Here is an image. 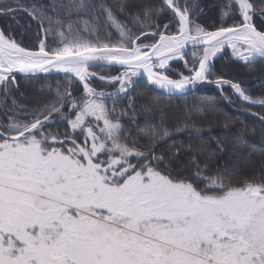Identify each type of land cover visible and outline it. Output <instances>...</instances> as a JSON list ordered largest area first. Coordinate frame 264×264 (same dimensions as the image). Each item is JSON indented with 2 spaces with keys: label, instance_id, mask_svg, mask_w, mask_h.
<instances>
[{
  "label": "snow or ice",
  "instance_id": "snow-or-ice-1",
  "mask_svg": "<svg viewBox=\"0 0 264 264\" xmlns=\"http://www.w3.org/2000/svg\"><path fill=\"white\" fill-rule=\"evenodd\" d=\"M97 7L116 28L117 42L101 40ZM119 8L128 11L127 5ZM21 9L43 38L29 50L0 29V103L19 88L17 74L28 81L63 74L55 77L63 84L55 100L31 110L14 98L11 108L4 105L0 264H264V179L200 180L195 157L182 162L178 151H156L180 125H153L143 146L130 144L121 123L125 113L114 116L115 107L109 110L105 103L106 96L123 98L132 107L133 78L146 75L148 85L169 97L209 84L229 102L228 90L245 108L264 110V96L253 97L215 65L226 49L248 67L264 64V3L164 0L159 11L169 14L168 23L139 31L93 0L54 5L0 0V16L15 18ZM213 9L218 26L210 31L197 18ZM173 61H183L188 74L170 78ZM97 67L116 74H99ZM96 79L118 85L115 93L97 91ZM75 82L82 85L80 99ZM56 118L66 121L63 133L52 130Z\"/></svg>",
  "mask_w": 264,
  "mask_h": 264
},
{
  "label": "trees",
  "instance_id": "trees-1",
  "mask_svg": "<svg viewBox=\"0 0 264 264\" xmlns=\"http://www.w3.org/2000/svg\"><path fill=\"white\" fill-rule=\"evenodd\" d=\"M10 3H41L54 5L58 0H7ZM164 0H93L96 5H108L112 8L117 20L133 31L141 28L147 29L156 24L168 23V13L159 9ZM193 2V0H189ZM214 0H199L201 6L213 3ZM257 4L264 0H255ZM127 5L128 11H120L119 5ZM148 6H151L150 8ZM150 16H145V10ZM259 12V8L256 9ZM24 9L15 18L0 16V28L10 34L21 44L30 50L38 47L43 33L37 36L39 29L35 21L23 14ZM139 17V20L135 19ZM88 18V17H85ZM197 22L208 30H215L218 26V13L216 10H206L205 14L197 18ZM94 23L98 24V34L104 42L115 43L119 40V34L115 27L106 19L100 7L96 8ZM231 23V22H229ZM259 24V20H257ZM222 53L216 60L218 72L227 78H233L242 82V85L250 90L253 97L264 96V64H255L248 67L243 62H236L231 58V52ZM192 54L188 52V60L191 62ZM172 69L168 75L179 78L180 73L188 74L183 61H173ZM103 75H115L116 72L108 67L94 69ZM60 76V75H57ZM62 76V75H61ZM53 78L46 81H28L21 77L19 88H13L12 93L3 103H0V120H6L4 105L11 108L13 98L18 105H24L31 110L43 102L53 101L57 98V85L62 86L63 81ZM93 86L97 91L115 93L116 87L107 81L95 80ZM77 99L83 96L82 86L75 82L72 85ZM231 102L221 95L212 86H205L192 93L182 96L169 97L156 94L146 81L137 83L132 93V107L125 99L112 98L105 100L106 106L111 110L115 107L114 116L121 117L123 130L127 132L126 142H136L143 146L149 140V129L161 122L170 128L180 125V130L168 138L160 140L156 145L157 153H179L182 162H187L190 157H195L202 175L221 177L225 182L238 181L243 183L246 178L257 181L264 179V120L260 115L264 110L260 107L245 108L241 100L230 90L226 93ZM4 94L0 92V99ZM11 114V113H9ZM21 119L25 117L21 116ZM185 122L187 126H185ZM54 132L63 133L66 130V121L55 120L52 125ZM206 147L207 151H201ZM193 173L195 169H192Z\"/></svg>",
  "mask_w": 264,
  "mask_h": 264
},
{
  "label": "water",
  "instance_id": "water-1",
  "mask_svg": "<svg viewBox=\"0 0 264 264\" xmlns=\"http://www.w3.org/2000/svg\"><path fill=\"white\" fill-rule=\"evenodd\" d=\"M1 29V28H0ZM30 50V49H29ZM231 50V49H230ZM187 51L188 52H191V46L189 45L188 46V48H187ZM221 53H219L218 55H220ZM218 55H217V58H218ZM216 58V59H217ZM215 59V60H216ZM57 75H63V74H55V73H53L52 74V76H57ZM17 77H21V74H17ZM140 79L141 80H144V81H146L147 82V78H146V75L145 76H141L140 77ZM79 83V82H78ZM148 85V84H147ZM82 86V85H81ZM150 86V88L153 90V91H155L156 92V94L157 93H159L160 95H164V96H167L168 94L167 93H163V94H161V92H160V90L158 89V88H155L154 86H151V85H149ZM205 86H214V85H209V84H204V85H197L196 86V88H194V89H191L188 93L190 94V93H192V92H194V91H196V90H198V89H200L201 87H205ZM216 87V86H215ZM187 93V94H188ZM187 94H181V93H179V92H177L175 95H173V96H182V95H187ZM169 96V95H168ZM107 97H105V99H106Z\"/></svg>",
  "mask_w": 264,
  "mask_h": 264
},
{
  "label": "rangeland",
  "instance_id": "rangeland-1",
  "mask_svg": "<svg viewBox=\"0 0 264 264\" xmlns=\"http://www.w3.org/2000/svg\"><path fill=\"white\" fill-rule=\"evenodd\" d=\"M218 91H219V90H218ZM219 92H220V91H219ZM220 94L223 95L221 92H220ZM105 100H106V99H105ZM56 119H58V120H62V119H60V118H56ZM62 121H63V120H62Z\"/></svg>",
  "mask_w": 264,
  "mask_h": 264
},
{
  "label": "bare ground",
  "instance_id": "bare-ground-1",
  "mask_svg": "<svg viewBox=\"0 0 264 264\" xmlns=\"http://www.w3.org/2000/svg\"><path fill=\"white\" fill-rule=\"evenodd\" d=\"M212 87H214L215 89H217L215 86H212ZM201 88H203V87H201ZM218 90V89H217ZM219 92V91H218Z\"/></svg>",
  "mask_w": 264,
  "mask_h": 264
}]
</instances>
